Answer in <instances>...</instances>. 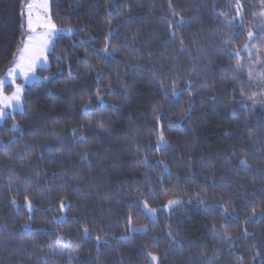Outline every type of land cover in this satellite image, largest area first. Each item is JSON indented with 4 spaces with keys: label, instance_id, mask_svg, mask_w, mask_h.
<instances>
[{
    "label": "trees",
    "instance_id": "trees-1",
    "mask_svg": "<svg viewBox=\"0 0 264 264\" xmlns=\"http://www.w3.org/2000/svg\"><path fill=\"white\" fill-rule=\"evenodd\" d=\"M169 2L180 15L173 16ZM26 3L0 0V78L20 45V25L25 22L21 11ZM235 3L51 0L50 15L56 26L70 24L76 32L57 38L48 68L39 71L50 79L28 86L23 112H14L0 127V264H145L148 251L158 254L162 264H204L202 252L207 253L211 264H264V220L245 223L251 205L241 199L244 196L255 201L259 215L264 205V95H260L264 83L255 82L260 78L253 71L254 82L249 84L252 65L247 51H242L243 71L234 76L236 61L226 55L217 36L229 31L224 21L235 17ZM241 4L243 22L234 21L235 39L230 48L236 51L245 43L256 44L260 51L253 48L251 57L263 58L264 40L259 38V28L254 29L256 39L249 41L247 37L248 29L264 20L259 16V0H241ZM109 13L113 29L110 41L117 48L115 59L101 54L109 35ZM181 16L190 23L173 42L169 21ZM181 37L191 56L201 57L191 75L189 52L177 50ZM194 38L206 56L193 47ZM127 61L132 67L125 65ZM136 64L141 65L139 73ZM254 67L264 70V65ZM152 70L167 77L169 90L175 73L180 74V87L188 79L200 83L191 96L184 93L175 100L170 95L165 99ZM205 80L207 88L200 86ZM109 86L112 94L106 91ZM98 87L103 103L97 99ZM242 88L246 94L257 93L256 103L241 97ZM190 101L191 118L185 119L183 113ZM85 103L89 104L87 116L82 115ZM153 105L163 106L161 124L168 146L161 150L153 131L160 128L152 118ZM97 122L109 132H99ZM72 128L79 129L75 136ZM53 129L59 131V139L52 137ZM81 135L87 138L83 142L78 141ZM137 147L139 155L135 154ZM233 149L236 152L231 156ZM85 150L88 160H81ZM145 155L151 168L137 162ZM241 159L251 165L248 170L239 166ZM165 165L167 172L163 171ZM75 177L80 178L79 186ZM161 183L166 195L153 198L162 191ZM201 189H206V194ZM25 195L35 205L30 221ZM197 196L205 205L232 201L237 216L229 219L226 229L235 241L232 248L211 233L213 223H224L225 217L219 209L206 212ZM169 198L182 199L184 204L171 213L158 211L156 221L150 222L142 210L145 199L150 206L161 207ZM13 199L18 208L11 204ZM61 200L70 205L63 213ZM130 209L134 226H148L146 234L127 232ZM57 217L63 219H54ZM25 222L30 230L23 227ZM86 225L91 232L84 239ZM245 228L249 233L246 240L242 238ZM169 231L177 243H170ZM57 235L79 246L73 261L67 252L56 253ZM97 235L103 236L99 244ZM254 243L255 249L251 247ZM257 250L260 255L253 259Z\"/></svg>",
    "mask_w": 264,
    "mask_h": 264
},
{
    "label": "snow or ice",
    "instance_id": "snow-or-ice-1",
    "mask_svg": "<svg viewBox=\"0 0 264 264\" xmlns=\"http://www.w3.org/2000/svg\"><path fill=\"white\" fill-rule=\"evenodd\" d=\"M259 4L261 6V11L259 12V16L264 18V0H259ZM41 8L45 13L48 10V0H40L39 4L33 2H28L22 6L23 10L21 11V17H27L25 22L21 23V41L20 45L17 47L16 52L13 54V60L11 64L9 65L7 76L0 78V121H4L8 116H10L15 111L23 112V106L27 103V101L24 99V91L25 87L29 84H31L34 81H37L40 79L36 75L38 68H47L48 66V55L51 54L56 46V40L59 38L62 34L67 35H74L76 30L74 27H72L70 24L63 28H58L55 23L52 22V19L50 16L45 18L44 16L35 14L33 9L35 7ZM108 7H112L111 5H108ZM235 7L237 9L235 13V17L232 20H225V27L229 29V31L217 33V36L219 40L222 42L223 46L225 47V53L228 55L230 59L234 58L236 63L235 67L233 69L234 76H238L243 71V57H242V51H247L249 53V59L248 63L252 65L248 71V82L249 84H252L254 82L253 77V71H255V65L260 64L264 65V58H261L257 56L255 60L251 57V52L253 48H256L257 52L260 51L259 48H257L256 44H249L245 43L243 45L242 50H236L232 51L230 48V45L232 44L233 40L235 39V31L234 28L236 27L234 21L236 19H239L241 23L243 22V6L241 4V0H236ZM168 8L170 10H173V16L180 15L179 13L175 12L173 9V5L171 2L168 4ZM221 16H226V13H220ZM253 15L255 16L256 13L254 12ZM106 23L109 25V35L105 37V44L104 47L101 49V54L104 57H112L115 59V53L117 52V48L111 44L110 36L112 34V19L111 14L109 13L108 18L106 19ZM190 23L189 20H186L184 17L181 16L180 19L169 21V35L170 40L175 42L179 32L184 29L185 24ZM259 28L260 36L259 38L264 40V20H262L260 25H252L247 31V37L249 41H252L256 39V34L254 32V29ZM192 45L194 48H196L203 56H206L207 53L205 52L203 46H200L198 44V41L196 38L193 39ZM179 52H189L190 59L193 61L192 67L188 69L189 74H193L196 71V64L201 59L200 56L192 57L191 52L186 45L184 39L181 37L179 39L178 49ZM87 54V53H86ZM152 53H149V57H151ZM119 64L120 62L117 61ZM125 65L127 67H132L131 61L125 62ZM174 67H178V65H175L173 63ZM141 69V65L136 64L135 70L139 73ZM161 69L163 70V65L161 66ZM69 72H71V68L69 67ZM101 73L98 72V75ZM152 78L154 80L159 81V87L164 92L165 99L170 98L175 100L178 97H180L182 94L187 93L189 96L193 95L194 89L197 87V84L200 83L197 80L188 79L184 81V87H180L181 79L180 74L175 73L172 78V84L169 90L168 85L165 83L167 80L166 76H158L157 72L155 70L151 71ZM257 76L260 78L259 80H256L255 82L257 84L264 83V70H261L257 72ZM17 79H22L23 84H17ZM44 80H49L50 77H43ZM201 87L207 88L208 84L207 81H203V83L200 84ZM7 87H12L13 91L11 95H5L4 91ZM123 87H127V85H123ZM101 89L97 88V99L103 103V99L100 96ZM106 91L109 92V94H112L111 87L109 86ZM241 97L247 100H251L253 103H256V96L257 93L253 92L250 94H246L241 89L240 92ZM260 95H264V91L260 93ZM214 99V98H213ZM192 105L193 102H189V108L184 111L183 118L190 119L191 118V111H192ZM162 105H153L152 108V118L155 124L159 125V131L156 132L154 129L153 131L156 133V145L157 149L161 150L168 146V140L164 133V126L161 124V121L163 119V112H162ZM82 115H90L89 112V104L85 103L82 105ZM88 124H91V121H88ZM168 127H172L171 124L168 125ZM13 128H18V125L13 124ZM79 129L78 128H72L71 132L72 135L75 136ZM97 130L102 133H108L109 129L105 127V125L101 122H97ZM251 132V130H249ZM52 137L54 139L60 138V133L56 129H53ZM87 138L84 135H81L78 137L79 142L85 141ZM12 143V141L9 142V146ZM133 144H136V141H132ZM242 151H244L243 147L241 148ZM236 150L233 149L231 152V156L235 155ZM136 155L140 154V148L137 147L136 149ZM89 153L87 150L83 152V154L80 156L81 160H88ZM138 163H142L146 168H151L152 165L149 163L148 156L145 155L143 160L137 161ZM162 163L161 161H157V164ZM189 164H191V158H189ZM239 166L242 167L245 170H248L251 165L248 163L246 159H241L239 161ZM164 172H167V166L163 168ZM77 186L80 184V178L75 177ZM213 184H215V181L213 180ZM243 185H241V188ZM161 192L154 193L153 198H158L160 195H166V192L163 191L164 185L161 183ZM202 192H205L206 189H201ZM239 191V189H237ZM149 192H151V189H149ZM141 196H145L144 192L140 193ZM254 196L255 193H252ZM198 199L199 196H197ZM214 198V197H213ZM242 200H244L246 205H251V215L245 216V223H247L249 220H264V205L261 206V211L259 212V215H257V209L255 206V201H247L244 196L241 197ZM139 201H134V203H138ZM11 204L14 207H19L17 200L13 199L11 201ZM24 204L25 207L28 210V220L30 221L32 219V213L35 210V205L33 204L32 200L28 195H25L24 197ZM184 201L182 199H173L169 198L167 200V203L162 205L161 207L156 206H150L147 202V199L143 202V212L145 217L150 222L156 221V214L158 211L167 210L169 213L175 211L176 207L183 206ZM232 201L231 200H225L222 203L216 204V205H205V200L200 199V205L205 208L206 212H212L214 209H219L220 214L225 217V222L221 223L219 225L213 223L211 227V233L214 236H218L221 242L228 243L229 248H232L235 241L233 240L230 233L227 232V226L229 219H235L237 216V210L235 207H231ZM70 207V205L65 201L61 200L60 202V211L63 213L65 210ZM56 220H61L63 217H57L54 218ZM24 228L30 230V224L25 222L23 225ZM221 230L223 231V234L221 235ZM149 231V228L146 224H140L138 227L134 226L133 224V217L131 215V209L129 216L127 218V232L130 234L134 233H140V234H146ZM91 228L89 226L83 227V238L87 239L90 235ZM249 236V233L247 229L242 232V238L247 239ZM97 244H99L103 240V236L97 235L95 237ZM121 239H125V237H121ZM152 239H158V237H153ZM168 239L170 243H177L176 236L173 235L171 231L168 232ZM56 245V253L59 255H64L65 252H67V255L69 257L70 261H73L76 256L79 254V246H73L70 241H67L63 236L57 235V238L55 240ZM35 246V245H33ZM252 248H256V244L254 243L251 245ZM99 251V248H97V252ZM201 255L204 257V264H211V259L207 256L206 252H202ZM260 252L257 250L254 252L253 259H255L256 256H259ZM237 259H242L241 257H237ZM145 264H162V258L152 251H148L146 254V261Z\"/></svg>",
    "mask_w": 264,
    "mask_h": 264
},
{
    "label": "rangeland",
    "instance_id": "rangeland-1",
    "mask_svg": "<svg viewBox=\"0 0 264 264\" xmlns=\"http://www.w3.org/2000/svg\"><path fill=\"white\" fill-rule=\"evenodd\" d=\"M28 2H33V3H36L37 5L39 4V2H40V0H27V3ZM50 8H51V0H48V10H47V12L45 13L41 8H39L38 6L37 7H35L34 9H33V11H34V13L35 14H38V15H41V16H44L45 18H47L48 16H50L51 17V15H50ZM27 19V17L25 16V20ZM52 19V18H51ZM52 22H53V20H52ZM54 23V22H53ZM58 27V26H57ZM58 28H61V27H58ZM61 36H72V35H67V34H62ZM49 56H50V54L48 55V58H49ZM262 58V57H261ZM264 58V57H263ZM48 66H49V61H48ZM48 66H47V68H48ZM259 66H261L260 64H259ZM46 68V69H47ZM45 68H38L37 69V72H36V75L38 76V77H40V79L39 80H37V81H34V82H32L31 84H29V85H27L26 87H25V90H26V88L28 87V86H30V85H32L33 83H36V82H42V81H45L44 79H43V76H41L40 74H39V71H41V70H46ZM260 70H258V69H256L255 70V72H254V75H257V72H259ZM7 72H8V70L6 71V73L2 76V77H6L7 76ZM1 77V78H2ZM255 80H258V79H256L255 78ZM17 84H23V80L22 79H17ZM12 91H13V88L12 87H7L6 89H5V91H4V94L5 95H11V93H12ZM15 112H20V111H15ZM14 113V112H13ZM12 113V114H13ZM9 117V116H8ZM7 117V118H8ZM6 120V119H5ZM4 120V121H5ZM4 121H0V127L3 125V123H4Z\"/></svg>",
    "mask_w": 264,
    "mask_h": 264
}]
</instances>
